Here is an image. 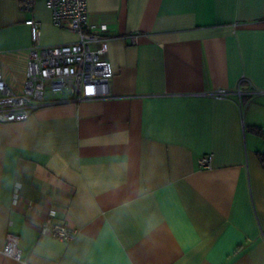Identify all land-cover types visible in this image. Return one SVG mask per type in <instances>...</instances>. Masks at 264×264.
Returning a JSON list of instances; mask_svg holds the SVG:
<instances>
[{
	"label": "crops",
	"instance_id": "1",
	"mask_svg": "<svg viewBox=\"0 0 264 264\" xmlns=\"http://www.w3.org/2000/svg\"><path fill=\"white\" fill-rule=\"evenodd\" d=\"M0 0V69L77 35L45 0ZM106 25L105 98L0 122V264H264V0H87ZM240 91L238 93L237 86ZM229 94L215 98L211 92ZM210 153V168L197 160ZM16 197L17 202L12 204ZM76 230L63 242L40 223ZM19 235L20 259L2 254Z\"/></svg>",
	"mask_w": 264,
	"mask_h": 264
},
{
	"label": "built area",
	"instance_id": "2",
	"mask_svg": "<svg viewBox=\"0 0 264 264\" xmlns=\"http://www.w3.org/2000/svg\"><path fill=\"white\" fill-rule=\"evenodd\" d=\"M35 0H22V11L32 8ZM51 10L52 21L77 35L72 42L55 45L40 44V22L25 19L30 30L32 45L26 64L23 91L14 93L2 79L0 69V122L25 120L35 109L53 103L105 98L110 95V82L114 71L103 57V49L96 46L104 38L106 25L93 26L88 21L87 0H45ZM239 93L240 88L237 86ZM229 94L225 88L211 92L215 98ZM200 168H210L212 155H201ZM17 202L14 197L12 204ZM54 210L40 223L56 239L68 242L76 230L51 220ZM19 235L8 233L2 254L20 259Z\"/></svg>",
	"mask_w": 264,
	"mask_h": 264
},
{
	"label": "trees",
	"instance_id": "3",
	"mask_svg": "<svg viewBox=\"0 0 264 264\" xmlns=\"http://www.w3.org/2000/svg\"><path fill=\"white\" fill-rule=\"evenodd\" d=\"M251 129L256 132L257 134L261 135V136H264V133L260 130L259 127L257 126H251ZM258 157L261 161V163L264 165V152H260L258 153Z\"/></svg>",
	"mask_w": 264,
	"mask_h": 264
}]
</instances>
